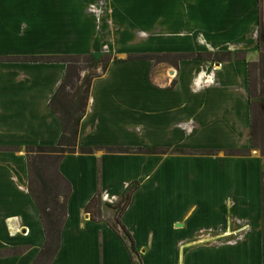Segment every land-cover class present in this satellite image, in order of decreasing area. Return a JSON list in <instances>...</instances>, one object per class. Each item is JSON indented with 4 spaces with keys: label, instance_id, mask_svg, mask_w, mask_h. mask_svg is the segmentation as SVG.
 <instances>
[{
    "label": "crops",
    "instance_id": "crops-1",
    "mask_svg": "<svg viewBox=\"0 0 264 264\" xmlns=\"http://www.w3.org/2000/svg\"><path fill=\"white\" fill-rule=\"evenodd\" d=\"M258 8V0H0V264H35L45 243L25 149L57 145L62 129L49 103L66 73L63 63L8 58L76 55L111 57L104 71L92 68L101 72L90 82L77 150L146 152L61 158L56 171L69 193L49 264H263L264 109L255 122L248 68L264 52ZM108 34L148 35L150 55L199 57L126 61ZM221 53L232 58H213ZM172 149L202 154L153 153ZM239 151L247 153L225 154ZM128 184L135 189L119 224L85 213L94 196L121 199ZM185 205L203 206L193 217ZM229 215L249 223L246 240L190 247L199 243L189 235ZM190 219L199 222L191 232ZM117 229L129 234L132 254Z\"/></svg>",
    "mask_w": 264,
    "mask_h": 264
},
{
    "label": "trees",
    "instance_id": "trees-1",
    "mask_svg": "<svg viewBox=\"0 0 264 264\" xmlns=\"http://www.w3.org/2000/svg\"><path fill=\"white\" fill-rule=\"evenodd\" d=\"M261 2L258 0V39L259 48H261L262 32H261ZM171 57L170 55H164L162 57H151L144 55L142 57H135L129 59V61H157L166 62V59ZM199 55H177L174 58L178 60H186L190 58H197ZM225 58H232L230 54H219L215 55L217 61H221ZM1 60V59H0ZM12 62H28V63H63L66 65L65 77L59 85L56 93L51 98L49 108L53 114L57 116L60 121L62 133L59 141L54 147H27L25 154L27 156L28 170H29V194L34 202V206L38 212L39 219L42 225V229L45 236V243L40 250L35 264H49L50 260L57 252L60 241V230L65 220V208L66 200L69 193L68 183L59 175L56 171L55 183L47 182L41 173V167H36L37 163L43 161V159L51 158L54 160L55 166L57 167L61 158L66 154L80 153V154H92L94 151H102L109 154H141L144 152L143 149H129V148H98L89 149L82 148L77 150L76 139L78 124L84 115V109L89 94V86L93 77L87 78L84 81V89L81 93L79 91L73 97H70L65 93V89L70 85L73 80L78 82V72L81 70L92 69L99 63H102L103 71L108 65L110 59L107 57L95 58L91 55L81 56H46V57H26V58H8ZM81 63L85 67H81ZM263 65V51L259 50V59L257 63L249 64V72L251 69H258L261 71ZM261 79V74H260ZM249 95L251 98L258 99L259 105L262 99V92L260 91L256 95L255 88L252 86L249 80ZM262 107V106H261ZM261 110V109H260ZM262 111V110H261ZM254 147V146H253ZM247 152H226L225 154H246ZM261 153L263 154V147H261ZM32 183L35 188H32ZM61 185L64 186V191L61 190ZM135 188L128 187L125 195L120 199L116 206L110 207L116 213L115 222L119 224V219L123 212L128 206V202L132 191ZM264 195V192H263ZM98 200L94 196L89 203L85 206L84 211L90 216V219L95 221V216L98 214L95 212ZM264 219V216H263ZM115 230V227H112ZM116 231V230H115ZM121 238L128 244L130 253H133V242L129 234L122 229ZM263 264H264V244H263Z\"/></svg>",
    "mask_w": 264,
    "mask_h": 264
},
{
    "label": "rangeland",
    "instance_id": "rangeland-1",
    "mask_svg": "<svg viewBox=\"0 0 264 264\" xmlns=\"http://www.w3.org/2000/svg\"><path fill=\"white\" fill-rule=\"evenodd\" d=\"M261 15H262V19L264 21V2L261 5ZM89 10L93 11L94 6H90ZM117 35H111L108 34L106 35V41L110 44V45H114L116 46V52L120 53V57L126 61L132 60L131 58H135V57H142L144 55H149L151 57H160V56H154V55H150L147 54L149 53V41L144 38V37H148V35H141V34H136V35H122V38L119 40L116 39ZM118 41V42H117ZM102 50H107V45L105 43V46L102 47ZM109 51V49H108ZM107 58H111L110 56H104ZM162 57V56H161ZM175 57V56H174ZM174 57L172 56V58H167L166 59V63L167 64H172L174 62ZM239 57V56H237ZM213 58H215V55L213 56ZM1 62H4L3 60H0ZM7 62H11V60H8ZM154 63L156 64L157 61H154ZM164 66H168L166 64H164ZM81 67H85V65L83 63H81ZM101 71L99 70V67H97L96 69H87L85 68L84 71H81L79 75H82V77H80V79L78 80V82L73 81L70 85H68V87L66 88L65 93H67V95H69L70 97H74L76 95V93L79 91V93H81L84 89V81L87 78L93 77V76H97L98 73H100ZM260 74H261V79H260ZM249 77H250V82L252 84V86L255 88L256 91V95L259 94L258 92H262L264 89V52H263V65L261 68V71H259L258 69H251L249 72ZM263 87V89H262ZM263 94V93H262ZM263 100H260L259 105H257L254 108V113H255V122H262L263 121V109H264V94L262 95ZM262 106V107H261ZM259 109V111H258ZM262 111H261V110ZM258 117V119H257ZM257 119V121H256ZM258 134V133H257ZM144 150V149H143ZM146 151L144 150L143 153H145ZM153 153L158 154V155H165V154H170V155H176V154H182V155H198V154H202V152L200 151H182V150H178V149H172V150H155L153 151ZM207 153V152H206ZM36 167H41V173L43 178L50 183H55V173H56V169L57 167L55 166L54 160L51 158H46L43 159V161H40L39 163H37ZM134 184V183H133ZM133 184H128L126 189L128 187L131 188H135V186H133ZM32 188H35V185L32 183ZM125 189V190H126ZM61 190L64 191V186L61 185ZM98 204L97 207L95 209V212L98 213L95 216V221L100 222V221H109L112 225H114V221H115V216L116 213L114 210H112L110 207L116 206L120 199L108 194L106 191L104 193H102L101 195L99 194L98 198ZM107 205V207H106ZM203 206V205H185L186 208V212L189 209L191 210V214L193 217L195 216V214L197 213V210H199V207ZM205 215V211H203L202 215ZM262 215L264 216V207H263V212ZM262 216V220H261V233L263 235V244H264V219ZM205 217V216H204ZM202 216V219L204 218ZM90 218V216H89ZM231 218V216L229 215V217L227 218L228 220L226 221V223L223 225H220L218 227H216V229H207V230H197L195 232V234L193 233L192 235H189L191 239H195L198 244H194V245H190L194 247H201L203 246L202 244H206L209 246L212 245H227L229 247H232L233 245H235L239 240H246L249 233L251 232L250 229V225H248L249 223L246 220H240V221H236L235 219H229ZM202 222V221H201ZM199 224V222H196V224L194 222L191 221L190 219V231H193L195 229V227ZM176 225H183L185 229L188 228V223L185 220L180 219L178 221V223H176ZM118 230V229H117ZM118 232L122 233L121 230H118ZM134 264H138L137 261H134Z\"/></svg>",
    "mask_w": 264,
    "mask_h": 264
}]
</instances>
